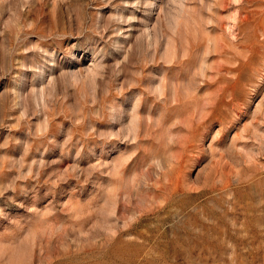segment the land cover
Listing matches in <instances>:
<instances>
[{"label":"rangeland","instance_id":"obj_1","mask_svg":"<svg viewBox=\"0 0 264 264\" xmlns=\"http://www.w3.org/2000/svg\"><path fill=\"white\" fill-rule=\"evenodd\" d=\"M0 264H264V0H0Z\"/></svg>","mask_w":264,"mask_h":264}]
</instances>
